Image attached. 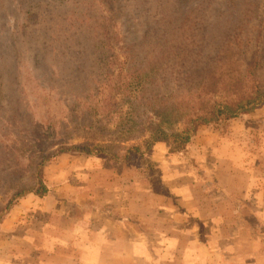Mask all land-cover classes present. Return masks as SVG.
<instances>
[{"label":"rangeland","instance_id":"obj_1","mask_svg":"<svg viewBox=\"0 0 264 264\" xmlns=\"http://www.w3.org/2000/svg\"><path fill=\"white\" fill-rule=\"evenodd\" d=\"M27 1L39 6L24 23L14 1L0 0V45L18 47L8 46L7 64L18 56L24 76L38 65L53 87L65 84L60 92L70 99L67 108L80 104L77 122L91 121L88 102L81 101L84 85L96 78L95 62L83 54L76 72L78 64L60 59L57 50H47L44 61L35 62L45 44L86 43L85 36L66 38L71 30L59 17V4L53 10L43 0ZM234 1L114 0V38L110 34L108 42L126 49L129 67L140 71L157 62L158 74L161 64L169 66L174 59L185 66L168 68L167 74L212 71L222 46L234 42L246 47L234 59L244 66L256 59L260 65L247 87L264 88V0ZM1 76L16 95L23 88L29 92L28 81L18 89L8 73ZM36 95L42 115L45 98ZM57 107V117L67 114ZM133 111V120L142 121L140 106ZM9 115L0 110L1 136H6L1 120ZM117 122L127 125L116 119L110 130ZM182 125L166 129L181 130ZM68 134L70 144L82 141L80 129L69 126ZM57 149L48 150L54 157L42 169L46 196L18 200L0 230V248H5L0 264H264V104L230 121L196 126L191 142L176 154L168 153L163 142L141 157L121 161ZM25 152L20 168L0 175V207L17 189L34 185L36 157L31 147Z\"/></svg>","mask_w":264,"mask_h":264},{"label":"trees","instance_id":"obj_2","mask_svg":"<svg viewBox=\"0 0 264 264\" xmlns=\"http://www.w3.org/2000/svg\"><path fill=\"white\" fill-rule=\"evenodd\" d=\"M12 1L25 16L24 23L35 15L33 11L39 6L27 0ZM43 1L46 7L53 10L56 9L54 4L62 6L59 17L71 30L67 39L75 38L78 41L83 33L87 42H63L55 47L52 46L57 42L45 44V52L35 62H43L47 57V50L49 53L57 50L60 59H72L75 66L78 64L74 68L76 72L81 71L79 65L82 58H85L83 54L89 56L91 62H95L96 78L94 80L91 77L92 80L84 85L86 87L81 101L88 102L91 121L82 118L77 122L76 113L82 109L80 104V109L77 105L67 108L66 104L70 99H64L65 95L60 92L65 84L53 87L40 73L38 65L36 69H29L24 76L18 56L11 57L10 64L6 62L10 49L13 47L15 51L18 48L14 47L16 44L0 45V73H8L11 83L18 89L21 84L24 85L23 81H28L29 89V92L24 88L20 89L16 95L13 91L16 88L3 84L0 79V110L4 114H10L7 120H1L5 127L2 131L6 136L0 134V175L20 168V161L25 157L27 148H32L37 161L32 172L34 185L17 189L7 204L0 207V224L21 198L29 194L39 198L46 196L48 190L42 180V169L54 157V154L48 152L53 146L58 145L57 152L71 151L121 161L141 157L144 150L152 148L157 142H163L167 145L168 153L176 154L191 142L196 126L230 121L264 104V88L256 83L247 87V83L259 71L258 60H251L244 66L241 60L232 57L237 51L245 50L243 45L226 42L213 60V70L207 73L167 74L168 68L183 70L185 64L176 62V59L171 60L169 66L167 63L161 64V74L157 72V62L146 63L139 71L129 67L125 48L108 42L110 34L114 38L115 26L111 24L112 16L110 17L114 0ZM22 5H25V9H22ZM165 61L162 60L161 63ZM29 79L34 88L30 87ZM8 87L12 94L6 95L2 91L4 88L9 90ZM27 94L30 102H27ZM36 94H43L45 98V111L42 115L36 106ZM55 102L66 109L67 114L57 117L58 107ZM136 106H140L144 116L139 123L133 120ZM125 107L126 110H123ZM116 119H124L127 125L117 122L110 130ZM56 121L62 130L59 136L54 134ZM174 124H183V128L168 132L166 127ZM69 126L82 131L81 142L70 144L71 138L67 137ZM43 134H49L50 138H42ZM37 135L39 138L35 137ZM134 137L142 138V141L138 143Z\"/></svg>","mask_w":264,"mask_h":264},{"label":"crops","instance_id":"obj_3","mask_svg":"<svg viewBox=\"0 0 264 264\" xmlns=\"http://www.w3.org/2000/svg\"><path fill=\"white\" fill-rule=\"evenodd\" d=\"M27 196V195H26ZM22 199V198H21ZM10 217V213L7 215V217L3 220V222L0 224V230L4 228V225H6V221L9 219ZM0 249H2L3 251L5 250L4 246L1 247Z\"/></svg>","mask_w":264,"mask_h":264}]
</instances>
